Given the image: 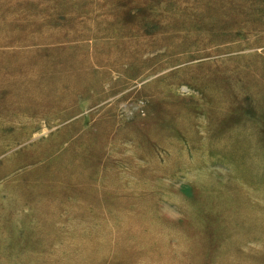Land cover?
I'll use <instances>...</instances> for the list:
<instances>
[{
    "label": "rangeland",
    "instance_id": "obj_1",
    "mask_svg": "<svg viewBox=\"0 0 264 264\" xmlns=\"http://www.w3.org/2000/svg\"><path fill=\"white\" fill-rule=\"evenodd\" d=\"M0 264H264V0H0Z\"/></svg>",
    "mask_w": 264,
    "mask_h": 264
}]
</instances>
